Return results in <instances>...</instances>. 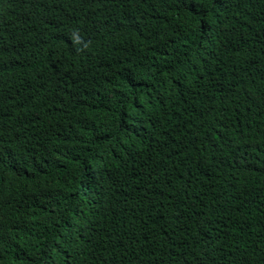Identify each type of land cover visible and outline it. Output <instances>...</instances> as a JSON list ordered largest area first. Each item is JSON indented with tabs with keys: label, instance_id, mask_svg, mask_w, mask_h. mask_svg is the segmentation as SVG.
I'll return each instance as SVG.
<instances>
[{
	"label": "trees",
	"instance_id": "1",
	"mask_svg": "<svg viewBox=\"0 0 264 264\" xmlns=\"http://www.w3.org/2000/svg\"><path fill=\"white\" fill-rule=\"evenodd\" d=\"M0 264H264V0H0Z\"/></svg>",
	"mask_w": 264,
	"mask_h": 264
}]
</instances>
